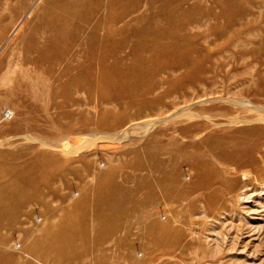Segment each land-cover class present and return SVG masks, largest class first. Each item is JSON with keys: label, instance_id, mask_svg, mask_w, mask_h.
<instances>
[{"label": "rangeland", "instance_id": "374dc122", "mask_svg": "<svg viewBox=\"0 0 264 264\" xmlns=\"http://www.w3.org/2000/svg\"><path fill=\"white\" fill-rule=\"evenodd\" d=\"M49 1L0 0V168L16 166L35 173L33 166L47 155L52 163L47 164V173L57 174L52 183L55 192L43 188L33 201L19 209L7 210L0 217V264H264V196L259 199L264 187V121L243 125L262 127L254 149L262 172L235 173L241 187L231 194L223 193L218 185L216 189L224 196V203L211 210L195 201L199 193L180 204H172L174 228L179 234H175L178 238H171V243L177 242L170 249L171 254L164 255L156 245L138 236L146 230V224L134 225L131 239L137 246L130 259L124 258V250H116V242L123 233L105 238V227L97 221L94 205L98 196L94 190L102 180L96 179V175L108 172V164H112L119 171L111 183L123 184L132 172L123 162H132L135 150L147 151L152 145V133L137 126L133 134L119 137L121 142L96 140L93 136L112 135L155 116L166 117L178 108L211 117L264 115V0L228 3L226 9L231 12L233 25H228L223 14L226 0L187 2L186 9L197 5L198 9L185 30L201 36L198 45L206 50L202 55L209 56V60L203 63L198 84L180 82L181 86L163 99L165 105L173 103V106H159L160 115H156L159 111L148 110L138 115L135 106L125 113L83 93L75 94L64 112L57 111L55 107L63 104L64 99L54 98L53 90H59L66 82V77H61L65 65L51 69L48 64L27 62L36 58V47L44 44L45 33L41 22L38 26L36 20L44 16ZM156 12L155 18L163 25L165 21ZM184 72L181 69L176 77ZM166 77L167 74L163 75ZM167 87L158 89L155 96ZM103 113L110 115V122L115 116L122 117L121 124L115 129L100 127L98 120ZM162 124L154 131L160 135L161 144L166 145L170 135L178 133L173 131L174 122ZM202 124H206L204 120H181L175 126L193 130ZM28 137L32 140L25 139ZM64 143L65 146L69 143L73 150L65 151ZM182 171L183 175L190 174L188 166H183ZM141 175L137 178L141 185L137 194L140 202L149 196V186L153 184L149 171ZM137 181L126 186L134 187ZM245 186L246 191H242ZM239 195H243L241 200ZM244 195L250 199H244ZM146 209L149 211L151 207ZM60 239H68L71 244L56 245L61 244ZM148 248L153 250L151 255Z\"/></svg>", "mask_w": 264, "mask_h": 264}, {"label": "bare ground", "instance_id": "6f19581e", "mask_svg": "<svg viewBox=\"0 0 264 264\" xmlns=\"http://www.w3.org/2000/svg\"><path fill=\"white\" fill-rule=\"evenodd\" d=\"M188 1L50 0L44 16H38L36 20L38 26L41 22L45 33L44 44L41 48H34L36 58L27 62L48 64L51 69L56 65H65L61 77H66V82L59 90H53L54 98L64 99L63 104L55 107L59 112L67 109L75 94L83 93L90 98L97 97L104 102L103 105H114L125 113L135 106L138 115L147 110L152 111L151 113L159 111L156 115H160L159 106H173V103L165 105L163 99L170 97L181 86L180 82L198 84L203 63L209 60V56L202 55L206 50L198 45L201 36L192 35L185 30L187 24L194 20L193 14L198 9V5L186 9ZM226 1L223 3V14L227 17L228 25H233L231 12L226 8L228 3L235 0ZM154 12L160 13L159 18L165 21L163 25L158 23ZM207 54L209 55L208 51ZM181 69L186 72L176 77ZM166 74L164 79L163 75ZM164 85L168 87L155 96L156 91ZM65 112L69 113L67 110ZM109 117V114L103 113L98 120L99 126L115 129L122 122V117L115 116L112 122ZM155 117L112 135H93L96 140L114 139L121 142L119 137L133 134L137 126L152 133V145L149 149L143 153L135 150L134 160L123 162L125 168L132 171L125 177L123 184L111 183L119 171L112 164H108V172L96 175V179L102 180L94 190L98 196L94 205L97 221L105 227V238L123 233L124 236H120L116 242V250H124V258L128 259L137 246L131 239L134 225L146 224V230L138 236L147 239L148 243L156 245L167 255L177 245V242L171 243V238H178L175 234H179L178 229L174 228L176 222L172 216V204H180L199 193L196 199L193 197L195 201L211 210L224 203V196L216 189L218 185L223 193L231 194L241 187L235 173L262 172L257 166L258 158L254 156L257 134L262 127L243 125L264 121V115L246 113L245 116L239 114L234 118L218 114L211 117L204 113L189 114L178 108L170 111L166 117ZM181 120H204L206 124L195 126L193 130L186 126L176 127L175 123ZM216 120L219 122H215ZM164 121L174 122L173 131L178 133L170 135V142L166 145L161 144L160 135L157 130L154 131L158 126H164ZM240 126L242 127L238 128ZM25 139L32 140L31 137ZM66 144L65 146L64 143L63 148L65 151L73 150L69 143ZM45 157L47 158L41 157L33 166L35 173L30 170L21 171L16 166H10L7 170L0 168L1 218L5 216V212L8 213L7 210L19 209L33 201L43 188L55 192L52 183L57 174L47 173V164L52 163L50 156ZM108 166L103 165L105 168ZM183 166H188L190 174L183 175ZM143 171H149L153 184L149 186V196L140 202L137 194L140 193L141 185L137 178ZM92 176L93 174L90 177ZM135 181L137 184L134 187L126 186ZM247 187H242V191H246ZM263 192L264 187L259 192L260 200L264 196ZM242 196L239 195L238 198ZM244 196V199H250L249 196ZM148 207H151L149 211L146 209ZM224 211L229 212L228 209ZM138 212L141 215L138 216ZM60 240L61 244L56 245L71 244L68 239ZM147 250L151 255L153 250ZM68 251L71 255L70 248ZM139 256L142 257L143 254L140 253Z\"/></svg>", "mask_w": 264, "mask_h": 264}]
</instances>
